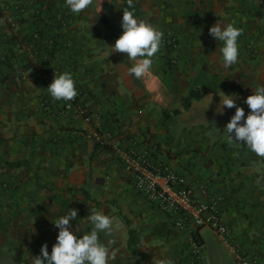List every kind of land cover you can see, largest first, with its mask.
<instances>
[{
  "label": "crops",
  "instance_id": "1",
  "mask_svg": "<svg viewBox=\"0 0 264 264\" xmlns=\"http://www.w3.org/2000/svg\"><path fill=\"white\" fill-rule=\"evenodd\" d=\"M47 2L53 11L68 12L70 21L57 24L52 11H43ZM124 10L163 37L178 36L175 47L162 38L151 72L139 79L128 72L127 54L112 52ZM102 16L116 29L113 36ZM263 18L264 0H93L78 15L65 0H0V73L6 78L0 80V252L7 261L33 264L44 243L50 252L58 234L53 222L75 208L71 224L81 235L92 227L90 210L113 218L112 231L99 234L113 256L109 264H190L189 232L176 229L123 170L120 151L138 147L186 175L198 195L207 185L210 194L224 197V221L264 264V157L227 142L224 128L235 108L216 112L225 93L247 115L246 97L264 86ZM216 22L243 30L238 62L228 68L221 42L209 34ZM54 31L61 36L52 44L47 37ZM48 49L53 63L72 65L88 119L46 100L45 71L35 64L34 50ZM191 90L202 95L185 106ZM100 139L104 147H96ZM208 235L218 238L211 227L198 230L207 263L234 264L230 249L223 242L217 249Z\"/></svg>",
  "mask_w": 264,
  "mask_h": 264
},
{
  "label": "clouds",
  "instance_id": "2",
  "mask_svg": "<svg viewBox=\"0 0 264 264\" xmlns=\"http://www.w3.org/2000/svg\"><path fill=\"white\" fill-rule=\"evenodd\" d=\"M92 3L93 0H65L66 8L76 15L88 9ZM121 28L122 33L111 45L112 52L126 53L128 60L132 62L128 72L139 79L151 72L153 58L160 50L163 33L146 20L138 19L134 12L125 10ZM242 31L233 23L225 25L216 22L209 28V34L221 42L220 59L225 68L238 62L239 37ZM76 83L73 73L69 71L55 73L47 91L56 101H72L78 95ZM245 103L250 109L247 115L245 109L237 105L233 94L223 93L216 112L223 115L225 108H235L224 128L227 142L242 143L256 155L264 157V86L253 89ZM77 217L78 209L72 208L53 222L58 234L51 251L49 252L47 243L42 244L40 254L34 256L33 264H109L113 256L100 240L99 234L112 231L113 218L101 211L90 210L87 220L92 227L81 235V229L76 227L74 230L71 224ZM162 264H173V261L167 259Z\"/></svg>",
  "mask_w": 264,
  "mask_h": 264
},
{
  "label": "built area",
  "instance_id": "3",
  "mask_svg": "<svg viewBox=\"0 0 264 264\" xmlns=\"http://www.w3.org/2000/svg\"><path fill=\"white\" fill-rule=\"evenodd\" d=\"M176 41L171 37L167 43L175 47ZM82 94L81 90L74 100L61 101L62 112L76 108L79 114L88 119V109L81 100ZM96 137L98 139L100 136L96 134ZM97 141L102 142L101 139ZM119 157L135 189L172 217L176 229L189 232L190 264H208L202 256L203 247L197 236L198 230L204 226L211 227L230 249L235 258L234 264H262L259 254L247 252L234 229L224 221V197L210 194L207 185L202 186V196L198 195L197 184L190 182L186 175L170 165L154 158L147 150L127 147L120 151Z\"/></svg>",
  "mask_w": 264,
  "mask_h": 264
},
{
  "label": "rangeland",
  "instance_id": "4",
  "mask_svg": "<svg viewBox=\"0 0 264 264\" xmlns=\"http://www.w3.org/2000/svg\"><path fill=\"white\" fill-rule=\"evenodd\" d=\"M44 10H48V11H52L53 13V18L55 20V22L57 24H61L62 26H64L65 24L68 23V21H70V14L68 12H64L62 10H52V6H50V3H43L41 5ZM35 40H41L43 36H41L38 32H35L33 34ZM61 35L59 33H57L56 31H54L53 33L49 34V37L47 38H51L50 42L52 44L57 43L58 40H55L56 37H60ZM173 37L174 39H176L178 41V36L174 35L173 33H169L166 36H164L163 38H165V42L167 43V41ZM41 38V39H40ZM53 38V39H52ZM68 40V38H67ZM65 41V40H64ZM176 41V42H177ZM66 44H68V46H71V40H68V43L66 42ZM53 50H55L54 48H51ZM40 50H34V54H35V64L38 66V68H40L42 71H45V84L46 86H48L54 79L55 73L60 74L62 72L65 71H69L71 73H74L72 70V65L68 66L67 68H64L62 66H59V64L53 63V61H51V59L49 58L50 55L52 54V51L50 49H48V51L44 52H39ZM51 61V62H50ZM50 63L53 64V66H50V68L47 67V65H49ZM75 76V74H73ZM75 78V77H74ZM0 80H2V75L0 73ZM76 87L77 90L80 92L81 90L84 91V88L81 86V84L76 83ZM83 95V94H82ZM81 95V96H82ZM50 98L51 101H55V102H59L61 104V101H56L54 100L51 95L47 94V98L46 100ZM51 104V102H49ZM62 106V105H61ZM62 108V107H61ZM209 241L212 245H214L217 249H221L223 250V245H222V241L218 238H215L213 235H208ZM0 264H10V262L7 261L6 255L0 252Z\"/></svg>",
  "mask_w": 264,
  "mask_h": 264
},
{
  "label": "trees",
  "instance_id": "5",
  "mask_svg": "<svg viewBox=\"0 0 264 264\" xmlns=\"http://www.w3.org/2000/svg\"><path fill=\"white\" fill-rule=\"evenodd\" d=\"M102 21L104 22V24L106 25V27L111 31L112 33V36L116 33V29L112 26V24L110 23V21L105 17V16H102ZM6 78L5 77H2V80H5ZM202 93L197 91V90H191L190 93L183 98L182 102L185 106H188L190 104V102L193 100V99H197L199 97H201ZM102 146L99 142H96V147H100ZM104 147V146H102ZM11 165H17V164H11ZM72 191H75V190H72ZM134 232L133 230H130V246L134 243Z\"/></svg>",
  "mask_w": 264,
  "mask_h": 264
}]
</instances>
